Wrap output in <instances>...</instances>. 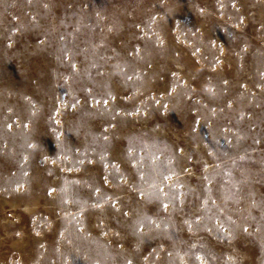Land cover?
I'll return each mask as SVG.
<instances>
[{
	"label": "rangeland",
	"instance_id": "374dc122",
	"mask_svg": "<svg viewBox=\"0 0 264 264\" xmlns=\"http://www.w3.org/2000/svg\"><path fill=\"white\" fill-rule=\"evenodd\" d=\"M0 264H264V0H0Z\"/></svg>",
	"mask_w": 264,
	"mask_h": 264
}]
</instances>
